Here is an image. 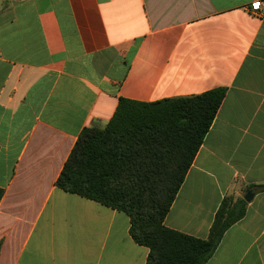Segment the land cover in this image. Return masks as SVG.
<instances>
[{
	"label": "crops",
	"instance_id": "0c3cea01",
	"mask_svg": "<svg viewBox=\"0 0 264 264\" xmlns=\"http://www.w3.org/2000/svg\"><path fill=\"white\" fill-rule=\"evenodd\" d=\"M257 0H0V264H146L121 211L56 186L121 99L225 98L165 219L207 239L225 198L264 184ZM207 264H264V192Z\"/></svg>",
	"mask_w": 264,
	"mask_h": 264
},
{
	"label": "trees",
	"instance_id": "16d2710c",
	"mask_svg": "<svg viewBox=\"0 0 264 264\" xmlns=\"http://www.w3.org/2000/svg\"><path fill=\"white\" fill-rule=\"evenodd\" d=\"M226 90L141 103L121 99L104 129H85L56 186L126 213L134 242L149 249L146 264H207L225 233L246 215L244 198H225L207 239L165 226ZM264 192V184L247 192ZM4 191L0 189V202Z\"/></svg>",
	"mask_w": 264,
	"mask_h": 264
},
{
	"label": "built area",
	"instance_id": "2783aa9c",
	"mask_svg": "<svg viewBox=\"0 0 264 264\" xmlns=\"http://www.w3.org/2000/svg\"><path fill=\"white\" fill-rule=\"evenodd\" d=\"M251 16L261 18L264 16V0L254 1L249 9Z\"/></svg>",
	"mask_w": 264,
	"mask_h": 264
},
{
	"label": "water",
	"instance_id": "95a60500",
	"mask_svg": "<svg viewBox=\"0 0 264 264\" xmlns=\"http://www.w3.org/2000/svg\"><path fill=\"white\" fill-rule=\"evenodd\" d=\"M257 193V190L256 189H252L250 191L247 192L246 196L244 197V199L247 201V202H250L255 194Z\"/></svg>",
	"mask_w": 264,
	"mask_h": 264
}]
</instances>
